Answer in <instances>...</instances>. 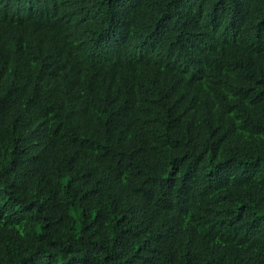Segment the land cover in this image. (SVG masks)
<instances>
[{
  "label": "trees",
  "instance_id": "16d2710c",
  "mask_svg": "<svg viewBox=\"0 0 264 264\" xmlns=\"http://www.w3.org/2000/svg\"><path fill=\"white\" fill-rule=\"evenodd\" d=\"M0 264H264V0H0Z\"/></svg>",
  "mask_w": 264,
  "mask_h": 264
}]
</instances>
